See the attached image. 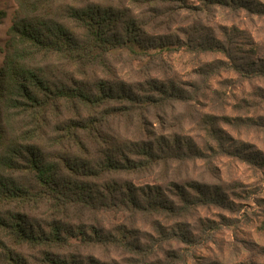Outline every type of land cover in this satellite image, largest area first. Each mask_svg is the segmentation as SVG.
I'll use <instances>...</instances> for the list:
<instances>
[{"label": "trees", "instance_id": "obj_1", "mask_svg": "<svg viewBox=\"0 0 264 264\" xmlns=\"http://www.w3.org/2000/svg\"><path fill=\"white\" fill-rule=\"evenodd\" d=\"M140 1L173 0H15L0 65V264H29L25 247L40 250L42 264H83L50 253L74 238L133 248L121 225L89 234L69 220L187 210L158 185L121 181L193 158L152 129L148 142L121 133V124L126 131L132 120L143 122L146 110L176 98L171 84L155 79L133 86L116 68L123 57L150 63L164 46L151 43L145 23L127 6ZM184 194L178 200L189 202ZM42 217L49 218L47 227Z\"/></svg>", "mask_w": 264, "mask_h": 264}, {"label": "rangeland", "instance_id": "obj_2", "mask_svg": "<svg viewBox=\"0 0 264 264\" xmlns=\"http://www.w3.org/2000/svg\"><path fill=\"white\" fill-rule=\"evenodd\" d=\"M235 2L127 3L145 23L151 43L164 46L154 50L158 56L150 63L121 58L115 63L121 80L146 87L156 79L171 84L176 98L146 110L143 122L132 120L126 131L121 124V133L148 142L152 129L176 140L193 158L157 164L150 173L121 175V181L158 185L187 210L106 212L69 220L89 234L94 227L121 225L133 248L74 238L51 254L83 264H264V0ZM15 8V0H0V65ZM177 193H185L189 202L179 201ZM40 219L47 227L49 218ZM22 252L29 264H42L40 250Z\"/></svg>", "mask_w": 264, "mask_h": 264}]
</instances>
